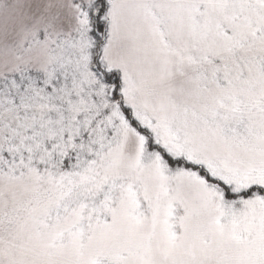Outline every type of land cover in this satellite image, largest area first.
Segmentation results:
<instances>
[{
    "label": "snow or ice",
    "instance_id": "obj_1",
    "mask_svg": "<svg viewBox=\"0 0 264 264\" xmlns=\"http://www.w3.org/2000/svg\"><path fill=\"white\" fill-rule=\"evenodd\" d=\"M0 264H264V0H0Z\"/></svg>",
    "mask_w": 264,
    "mask_h": 264
}]
</instances>
